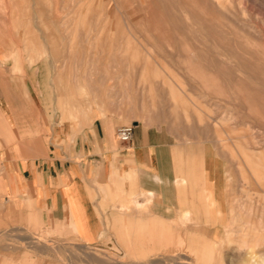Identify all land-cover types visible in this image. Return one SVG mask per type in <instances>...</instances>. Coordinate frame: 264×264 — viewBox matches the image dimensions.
<instances>
[{
	"label": "rangeland",
	"instance_id": "1",
	"mask_svg": "<svg viewBox=\"0 0 264 264\" xmlns=\"http://www.w3.org/2000/svg\"><path fill=\"white\" fill-rule=\"evenodd\" d=\"M95 117L210 144L228 220L190 264H264V0H0V264H151L15 220L12 168Z\"/></svg>",
	"mask_w": 264,
	"mask_h": 264
},
{
	"label": "crops",
	"instance_id": "2",
	"mask_svg": "<svg viewBox=\"0 0 264 264\" xmlns=\"http://www.w3.org/2000/svg\"><path fill=\"white\" fill-rule=\"evenodd\" d=\"M129 126L128 143L115 138L118 127L97 117L73 133H51L46 153L12 168L17 185L28 188L25 212L19 218L16 210L15 220L68 225L79 245L129 259L190 264L224 235L226 170L192 132ZM5 177L0 173V183Z\"/></svg>",
	"mask_w": 264,
	"mask_h": 264
},
{
	"label": "built area",
	"instance_id": "3",
	"mask_svg": "<svg viewBox=\"0 0 264 264\" xmlns=\"http://www.w3.org/2000/svg\"><path fill=\"white\" fill-rule=\"evenodd\" d=\"M114 135L118 142L128 143L131 137V126L118 127Z\"/></svg>",
	"mask_w": 264,
	"mask_h": 264
},
{
	"label": "bare ground",
	"instance_id": "4",
	"mask_svg": "<svg viewBox=\"0 0 264 264\" xmlns=\"http://www.w3.org/2000/svg\"><path fill=\"white\" fill-rule=\"evenodd\" d=\"M258 262H260V261H258ZM262 262V261H261ZM264 262V261H263ZM259 264V263H258Z\"/></svg>",
	"mask_w": 264,
	"mask_h": 264
}]
</instances>
